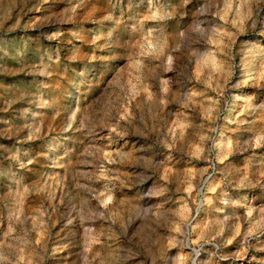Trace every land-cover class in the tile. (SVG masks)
Masks as SVG:
<instances>
[{"label": "rangeland", "instance_id": "1", "mask_svg": "<svg viewBox=\"0 0 264 264\" xmlns=\"http://www.w3.org/2000/svg\"><path fill=\"white\" fill-rule=\"evenodd\" d=\"M0 264H264V0H0Z\"/></svg>", "mask_w": 264, "mask_h": 264}, {"label": "bare ground", "instance_id": "2", "mask_svg": "<svg viewBox=\"0 0 264 264\" xmlns=\"http://www.w3.org/2000/svg\"><path fill=\"white\" fill-rule=\"evenodd\" d=\"M121 140H122V139H121ZM123 140H124V139H123ZM111 142H112V141H111ZM111 142H109V143H111ZM112 143H113V145H112V146H111V144L107 145V146H108V148H109V149H110V148L112 149V148L114 147V148L116 149V146H117V145H116V143H117V142H116V141H114V142H112ZM117 144H118V143H117ZM108 148H107V149H108ZM119 149H120V148H119ZM122 150H123V149H122Z\"/></svg>", "mask_w": 264, "mask_h": 264}]
</instances>
